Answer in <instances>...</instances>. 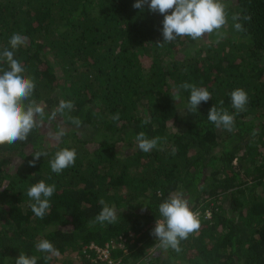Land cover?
<instances>
[{"label":"trees","instance_id":"16d2710c","mask_svg":"<svg viewBox=\"0 0 264 264\" xmlns=\"http://www.w3.org/2000/svg\"><path fill=\"white\" fill-rule=\"evenodd\" d=\"M111 241L264 264V0H0V264Z\"/></svg>","mask_w":264,"mask_h":264},{"label":"built area","instance_id":"2783aa9c","mask_svg":"<svg viewBox=\"0 0 264 264\" xmlns=\"http://www.w3.org/2000/svg\"><path fill=\"white\" fill-rule=\"evenodd\" d=\"M194 219H197L199 217L198 213L193 214ZM116 242L111 241L110 243H106L105 246H98L95 243H91L90 245L86 246L87 249L96 250L97 255L92 260L96 261L98 259L105 262V264H120V260H115L112 257V248L116 247ZM121 247H124V245L120 242L118 244ZM86 251V250H85ZM88 256H90L89 253H87ZM123 264V263H122Z\"/></svg>","mask_w":264,"mask_h":264},{"label":"rangeland","instance_id":"374dc122","mask_svg":"<svg viewBox=\"0 0 264 264\" xmlns=\"http://www.w3.org/2000/svg\"><path fill=\"white\" fill-rule=\"evenodd\" d=\"M43 131H45V132H46V128H45V130H43ZM46 142H49V141L47 140V138H46Z\"/></svg>","mask_w":264,"mask_h":264}]
</instances>
